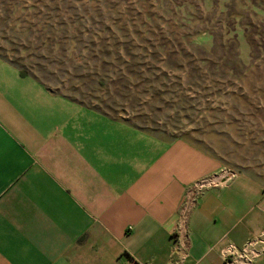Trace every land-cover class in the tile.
<instances>
[{"label":"crops","instance_id":"1","mask_svg":"<svg viewBox=\"0 0 264 264\" xmlns=\"http://www.w3.org/2000/svg\"><path fill=\"white\" fill-rule=\"evenodd\" d=\"M206 171L184 143L52 91L0 56V264H233L222 248L257 229L231 185L203 192L186 224L179 217L185 187Z\"/></svg>","mask_w":264,"mask_h":264},{"label":"rangeland","instance_id":"2","mask_svg":"<svg viewBox=\"0 0 264 264\" xmlns=\"http://www.w3.org/2000/svg\"><path fill=\"white\" fill-rule=\"evenodd\" d=\"M227 1L213 7L203 0L184 12L181 0H0V56L52 91L192 149L207 171L185 187L179 217L186 220L203 192L231 185L248 204V228L257 231L233 256L225 245L223 259L258 264L264 260V61L230 72V48H213L208 32L196 33L218 18L204 22L200 10L223 11ZM235 32L238 59L248 66L249 47L242 29ZM221 170L234 176L194 187Z\"/></svg>","mask_w":264,"mask_h":264},{"label":"trees","instance_id":"3","mask_svg":"<svg viewBox=\"0 0 264 264\" xmlns=\"http://www.w3.org/2000/svg\"><path fill=\"white\" fill-rule=\"evenodd\" d=\"M217 2L218 0H212L213 7L217 5ZM202 4L203 0H181L180 6H183L182 11L187 12L188 7L198 5L199 9ZM203 11L205 13L201 10L200 13L201 15L205 14V18L203 19L204 22L210 23L216 15L218 18L214 25L201 27L196 33L208 32L212 37L213 48H230V51L223 48L226 49L225 53L229 52L232 58L230 67H227L228 71L235 73L239 65L246 71L250 67L255 66L257 62L264 61V0H228L227 3L224 4L223 11L221 9L220 11L216 9ZM201 18L200 16V19ZM238 27L242 29L250 50V63L248 66H243L238 59L236 51L237 36L235 35V31ZM219 59L226 60L224 56H220ZM11 62L19 67L22 75H27L28 72L25 71L22 66L14 61Z\"/></svg>","mask_w":264,"mask_h":264},{"label":"built area","instance_id":"4","mask_svg":"<svg viewBox=\"0 0 264 264\" xmlns=\"http://www.w3.org/2000/svg\"><path fill=\"white\" fill-rule=\"evenodd\" d=\"M232 176H234V172H232L231 170H225V171L221 170L218 174H216L215 176L211 178L201 179V180L196 181L194 183V187L200 188L203 185L210 184V183L222 184L226 180L230 179ZM184 224H185V220L183 219L182 225ZM226 249H227L226 255L233 256L236 254V248H234L232 245H229L228 248ZM239 253L241 254V252ZM242 255L245 256V254H242ZM226 261L232 262L233 264H254L253 260H226Z\"/></svg>","mask_w":264,"mask_h":264}]
</instances>
